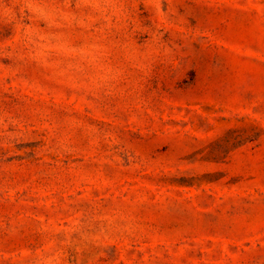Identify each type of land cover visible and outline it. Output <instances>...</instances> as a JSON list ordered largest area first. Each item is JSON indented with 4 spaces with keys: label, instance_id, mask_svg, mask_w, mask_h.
Returning a JSON list of instances; mask_svg holds the SVG:
<instances>
[{
    "label": "rangeland",
    "instance_id": "obj_1",
    "mask_svg": "<svg viewBox=\"0 0 264 264\" xmlns=\"http://www.w3.org/2000/svg\"><path fill=\"white\" fill-rule=\"evenodd\" d=\"M0 264H264V0H0Z\"/></svg>",
    "mask_w": 264,
    "mask_h": 264
}]
</instances>
